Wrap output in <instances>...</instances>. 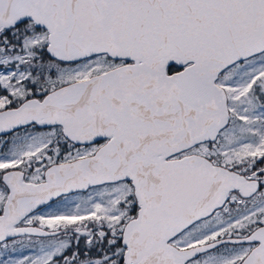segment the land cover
<instances>
[{
    "label": "snow or ice",
    "instance_id": "6c2138e0",
    "mask_svg": "<svg viewBox=\"0 0 264 264\" xmlns=\"http://www.w3.org/2000/svg\"><path fill=\"white\" fill-rule=\"evenodd\" d=\"M17 237L0 264H264V0H0Z\"/></svg>",
    "mask_w": 264,
    "mask_h": 264
},
{
    "label": "rangeland",
    "instance_id": "374dc122",
    "mask_svg": "<svg viewBox=\"0 0 264 264\" xmlns=\"http://www.w3.org/2000/svg\"><path fill=\"white\" fill-rule=\"evenodd\" d=\"M80 195H86V193H77L68 197L69 202L76 200ZM63 203H57L53 205V209L57 207H63ZM17 241L24 240L23 246L17 243L15 250L11 247V240H9V248L7 250L0 249V261L8 260V259H19L26 255H34L38 250V247L35 243L29 244L24 237L16 238ZM35 241L36 238L34 237Z\"/></svg>",
    "mask_w": 264,
    "mask_h": 264
},
{
    "label": "flooded vegetation",
    "instance_id": "af4514ba",
    "mask_svg": "<svg viewBox=\"0 0 264 264\" xmlns=\"http://www.w3.org/2000/svg\"><path fill=\"white\" fill-rule=\"evenodd\" d=\"M74 194H77V193L70 194L69 196L74 195Z\"/></svg>",
    "mask_w": 264,
    "mask_h": 264
}]
</instances>
